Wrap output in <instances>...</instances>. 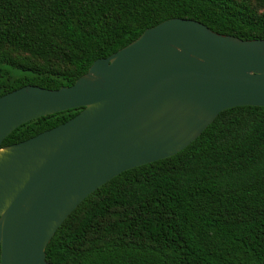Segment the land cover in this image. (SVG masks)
<instances>
[{
    "label": "trees",
    "instance_id": "16d2710c",
    "mask_svg": "<svg viewBox=\"0 0 264 264\" xmlns=\"http://www.w3.org/2000/svg\"><path fill=\"white\" fill-rule=\"evenodd\" d=\"M264 38V0H0V96L72 84L163 20ZM27 121L9 145L78 113ZM53 264H264V106L224 109L181 151L89 194L45 248Z\"/></svg>",
    "mask_w": 264,
    "mask_h": 264
},
{
    "label": "water",
    "instance_id": "95a60500",
    "mask_svg": "<svg viewBox=\"0 0 264 264\" xmlns=\"http://www.w3.org/2000/svg\"><path fill=\"white\" fill-rule=\"evenodd\" d=\"M264 106V38L219 34L191 18L146 28L72 84L0 96V264H53L45 248L89 194L119 173L171 156L224 109ZM20 142L5 137L71 108Z\"/></svg>",
    "mask_w": 264,
    "mask_h": 264
}]
</instances>
